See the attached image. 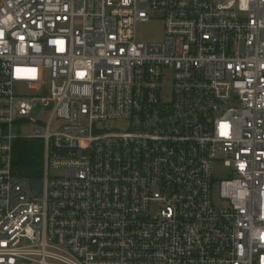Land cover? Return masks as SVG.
<instances>
[{
    "label": "built area",
    "instance_id": "built-area-1",
    "mask_svg": "<svg viewBox=\"0 0 264 264\" xmlns=\"http://www.w3.org/2000/svg\"><path fill=\"white\" fill-rule=\"evenodd\" d=\"M0 264H264V0H0Z\"/></svg>",
    "mask_w": 264,
    "mask_h": 264
},
{
    "label": "rangeland",
    "instance_id": "rangeland-1",
    "mask_svg": "<svg viewBox=\"0 0 264 264\" xmlns=\"http://www.w3.org/2000/svg\"><path fill=\"white\" fill-rule=\"evenodd\" d=\"M137 39L146 42H160L165 37V26L163 19H152L146 22H140L137 25ZM168 80L170 81V75H168ZM171 91L170 82L164 88V96H168ZM19 92L28 96H41V92L35 87H20ZM50 114L47 112L43 106L38 103L30 115L19 117V120L13 125V132L18 135H28L33 132L36 127H42L44 130L47 129ZM62 123L59 120H54L52 123V131L55 132ZM103 126L106 129H111L117 127L118 129L125 130L126 126L124 124L107 122ZM63 171L52 170L51 175H61ZM226 171L222 168H217L215 174V186H214V203L215 205H223L222 200L219 198V182L226 178Z\"/></svg>",
    "mask_w": 264,
    "mask_h": 264
},
{
    "label": "trees",
    "instance_id": "trees-1",
    "mask_svg": "<svg viewBox=\"0 0 264 264\" xmlns=\"http://www.w3.org/2000/svg\"><path fill=\"white\" fill-rule=\"evenodd\" d=\"M44 142L39 138H19L15 141L13 165L15 170L32 179L43 172Z\"/></svg>",
    "mask_w": 264,
    "mask_h": 264
},
{
    "label": "water",
    "instance_id": "water-1",
    "mask_svg": "<svg viewBox=\"0 0 264 264\" xmlns=\"http://www.w3.org/2000/svg\"><path fill=\"white\" fill-rule=\"evenodd\" d=\"M41 184H42L41 181H34V186L36 187L37 192L40 191Z\"/></svg>",
    "mask_w": 264,
    "mask_h": 264
}]
</instances>
